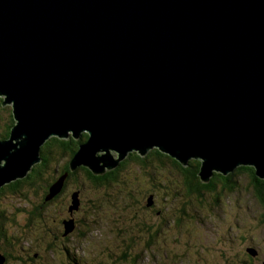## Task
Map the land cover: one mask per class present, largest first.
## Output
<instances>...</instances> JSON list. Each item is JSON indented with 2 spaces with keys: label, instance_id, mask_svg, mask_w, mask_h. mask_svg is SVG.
Returning a JSON list of instances; mask_svg holds the SVG:
<instances>
[{
  "label": "water",
  "instance_id": "95a60500",
  "mask_svg": "<svg viewBox=\"0 0 264 264\" xmlns=\"http://www.w3.org/2000/svg\"><path fill=\"white\" fill-rule=\"evenodd\" d=\"M0 98L16 122L0 189L85 131L72 172L157 149L199 161L203 184L238 167L264 180V0H0Z\"/></svg>",
  "mask_w": 264,
  "mask_h": 264
},
{
  "label": "rangeland",
  "instance_id": "374dc122",
  "mask_svg": "<svg viewBox=\"0 0 264 264\" xmlns=\"http://www.w3.org/2000/svg\"><path fill=\"white\" fill-rule=\"evenodd\" d=\"M6 107H11V105H7ZM1 130L0 127V133ZM84 134H87L86 131ZM69 136H72V132H69ZM104 154L106 152L100 153L99 156ZM110 155L113 156L114 160H118V152L111 150ZM188 166L189 164L186 167ZM130 167L129 165L120 175L121 179H126L128 183L127 187L133 189L132 194H134L135 199L134 207L137 205L139 207L145 205L148 195H154L157 204L156 210L155 212L146 214L151 220L152 233H156L154 228L157 225L156 221L160 215H165L170 219L173 214L178 213L181 216L182 213L183 217L179 216L176 219V222L181 223V229L176 233H172L174 230L171 226H168V235L162 239L166 243L161 246L153 247L150 245L152 241L147 238V232L134 240L133 236L127 234V229L120 226L122 222L127 225L131 220L133 213H135L133 211L134 207L128 210L126 206H123V209L128 211H120L119 214H123L125 217L123 215L116 217L112 213H105L108 207L109 209H113L121 206L113 203L115 197L111 200V193L105 195L106 191H102L103 193H100V191L96 192L92 185L87 184L84 189V196L82 197L85 202L81 215L78 217L77 225L75 226V221H68L67 226L69 227V233L75 228L76 233H78L75 236V242L72 244L75 255L77 253L81 255L83 251L90 252L94 256L98 254L96 259L91 261V264H205L206 262L208 264H248L246 262L247 258L245 255H242V252L247 246H251L258 247L261 251V260H256L253 264L264 263V206L260 205L254 197L253 188H247L249 182L244 176H241L240 180L238 179V185L234 189H226L225 193L220 190V186V189L216 188L215 192L209 193L210 195L204 196L201 199L204 204L208 205L212 202L211 200L213 198L221 194L223 205H225L223 209L210 207L209 211L212 214V218L211 220H207L202 217L199 219L198 215L189 205V202L184 198L177 196L172 198L167 195V192L164 191L165 189L153 187L148 180L146 183H138L132 180V175L139 178L144 174H140L137 171L135 172L138 175L134 173L129 174L128 169ZM151 170L152 167L148 168L147 172ZM166 170L167 173L165 175H172L169 177L172 182L170 189L176 190L173 187L181 179L175 176L170 169L167 168ZM76 171L71 172L75 173ZM78 178L80 184L87 181L82 174ZM242 183L247 185L244 186L245 189L243 190H241ZM71 187L69 185L65 193L58 197L55 204H53L54 202L48 205L43 204L44 208L41 207L42 191L36 193L31 190L32 188H26L24 194L29 199L26 202L20 198L3 194L0 197V211H3L2 213L6 216L7 223L11 225L17 224L21 227L22 225L31 224L27 221L29 215L26 213H32L33 211L37 212L36 215L42 212L44 218L41 220H47L52 224L55 219L51 213L55 210H57L60 216L67 217L66 207L69 204L70 197H68L67 202V196L69 193H72L73 188L71 189ZM76 198H78L77 195ZM74 206H78V203L72 205V210L75 209ZM159 209L164 211L165 214H157V210ZM57 224L58 222L55 220V225ZM44 227L47 228V225H44ZM20 230L25 234L28 233V231H24L23 229ZM48 231L49 229L45 230L47 234ZM45 232H42V238L51 240L49 234L46 235ZM61 234V232L55 231L52 236L54 235L60 238L62 236ZM121 236L126 237L128 240L126 244L123 243ZM58 237L56 240H53L57 249L61 248ZM140 241L147 244H139ZM131 249H137L134 257L129 254ZM41 254L44 256L45 253L42 252Z\"/></svg>",
  "mask_w": 264,
  "mask_h": 264
},
{
  "label": "trees",
  "instance_id": "16d2710c",
  "mask_svg": "<svg viewBox=\"0 0 264 264\" xmlns=\"http://www.w3.org/2000/svg\"><path fill=\"white\" fill-rule=\"evenodd\" d=\"M3 98H0V140H4L9 138L11 129L15 126V118L13 114L12 107H4L2 106ZM88 139V135L84 134L79 140L70 136L69 140L61 139L59 137H52L48 140L45 145L41 148V163L36 164L32 171L23 179L17 180L9 185H6L0 189V197L3 194H8L13 197L20 198L22 200L29 201L26 194H24V190L26 188H32L31 190L35 191L36 193L43 192L42 194V205H48L54 202L60 195H62V191L55 196H53L50 200H47L50 196V189L55 185L63 176L67 175L64 185H71L72 193H69L67 196V202L69 197V204L66 207V214L68 219H65L62 223H60V219L62 216L57 212V210L51 213L54 216L57 225L54 223L50 224L47 220H41L44 218L43 213H39L32 218V222L36 226V229L41 231L40 236H38L39 240L42 242V232H45L46 229H49L48 234L52 239H55L58 236H52L55 231H59L63 233V225H64V233H68V221H75V218L78 221V217L81 215V211L83 209L84 200L82 197L84 196V189L87 184L94 187L96 192L103 193L102 191H106L105 195L111 193L110 199L112 200L115 197V201L113 203L119 204L121 207H115L113 209H106V212L112 213L114 216L119 217V212H125L134 207L135 199L134 194H132L133 189L131 187H127L128 183L126 179H121L120 173L123 172L129 165L133 168L128 169L129 174H136L135 171L139 172L140 174H144L139 178L137 176L132 175V180H135L138 183H146L148 180L153 187L165 189L164 191L167 192V195L174 198V196L182 197L189 202V205L193 208L195 213L200 217L206 218L207 220H211L212 214L209 211V208H224L221 194L217 195L213 198L210 204L206 205L201 201V199L210 195L209 193L215 192L216 188L221 189L222 192L227 190H232L236 185H238V179L240 180L241 176H244L246 180L249 182L247 186L245 183H242L241 190L245 189L244 186H247L249 189L250 187L253 188V195L260 203V205L264 206V180L257 177L256 169L253 167H238L233 173L229 174L228 176H223L222 174H215L209 184H203L199 177L200 171V162L197 160H192L189 162V166L185 167L180 164L177 160L171 158L167 154H163L159 150L155 149L152 150L147 156H141L139 153L133 152L128 155V157L123 161L118 168L108 171L106 174L102 176H96L93 172L85 167H79L75 173L70 171V162L74 155L79 150V146L82 142H85ZM152 170L147 172L148 168ZM137 168V169H136ZM170 169L175 176L179 177V182L175 185L176 190H171L170 186L172 182L170 180V174L165 175L167 173L166 169ZM147 172V173H146ZM82 174L87 181L84 183H79L78 176ZM138 175V174H136ZM174 177V176H173ZM72 183V184H70ZM134 183V182H133ZM45 184V185H43ZM88 185V186H89ZM230 185V189H229ZM96 188V189H95ZM112 189V190H110ZM126 189V190H125ZM111 191V192H110ZM121 193V194H120ZM126 193V195H125ZM226 193V192H225ZM228 193V192H227ZM116 194V195H115ZM74 195H77L79 204L78 206H74L75 209L72 210V205L74 204ZM224 196V194H223ZM121 201V202H120ZM132 201V202H129ZM33 202V201H32ZM132 205H130V204ZM123 206H126L128 210L123 209ZM157 204L155 202V198L153 194H149L146 198V204L139 207L138 205L134 207L133 216L131 220L124 224L121 223V227L127 229V234L131 236L139 237L140 235H144L147 232V238L152 241L150 245L153 247L161 246L166 241L162 239L167 237L168 235V226L174 230L172 233H176L182 227L180 222H176L177 217L180 215L178 213L173 214L171 218L165 217V219H160L159 216L153 234V228L151 227V220L147 217L146 214L152 213L149 210L153 208V212H155ZM92 213V211H91ZM181 213V212H179ZM29 215L27 217V221L30 220L31 214L26 213ZM123 217H125L123 215ZM183 214L181 213V216ZM104 218V216H103ZM102 218V219H103ZM40 220V221H38ZM166 224V226H164ZM47 225V228L44 227ZM28 225H22L21 229H27ZM42 228V229H41ZM138 229V231H137ZM46 235H48L45 232ZM9 239H11V235H8ZM5 233L0 231V242L5 243L7 246H13L11 242L7 240L8 237ZM59 238V237H58ZM12 241V240H11ZM13 242V241H12ZM59 243L61 244V248L55 249L53 248L51 251L58 257L59 255L62 256L60 261L63 263L66 261H71L72 264H77V256L74 254V250L72 247L65 245L62 238H59ZM35 247V244L32 243ZM14 247V246H13ZM126 247V246H125ZM2 250V249H0ZM16 251L20 254L27 255L32 253L30 243L25 242L21 245H18ZM137 249H131L129 254L133 257L136 253ZM88 257H91L90 252H86ZM248 261H252L253 263V255L250 252L245 254ZM205 264H208L206 262Z\"/></svg>",
  "mask_w": 264,
  "mask_h": 264
},
{
  "label": "flooded vegetation",
  "instance_id": "af4514ba",
  "mask_svg": "<svg viewBox=\"0 0 264 264\" xmlns=\"http://www.w3.org/2000/svg\"><path fill=\"white\" fill-rule=\"evenodd\" d=\"M69 138H67L66 140H69ZM69 187L68 185H64V189L62 191L61 194L65 193V190ZM150 212H153V208H151L149 210ZM0 231L2 233H5L7 236L11 235V239H9V236L7 237V240L9 242H11L13 244V246H7L5 243L0 242V260L2 259L3 262L2 264H72L71 261H68L66 263V261H64L63 263L60 261L62 256H58L56 257V255H54V253H52V249H55V243H54V239L51 238L50 239H45L43 238V241L41 242L38 238L41 237L40 236V232L39 230L36 229V226L34 225V223L32 222V218H34V216L36 215V211H33L30 216V220L28 222H30L31 224H26L27 229H23L24 231H28V233H23L20 229L21 227H19L17 224L11 225L7 223V218L6 216L2 213L3 211H0ZM25 212V211H24ZM157 214H165L164 211L162 210H157ZM160 217L162 219H165V215H160ZM65 219H68V217H62L60 219V223H62L64 221V223L66 222ZM77 225V219L75 218V226ZM119 228V227H118ZM63 229V233L61 232V229L59 230V232H61L62 236L60 238L63 239V242L65 245H68L70 247H72L73 242H75L76 239V228L72 230V232L69 233V227L68 229V233H64V225L62 227ZM25 235H30V236H25ZM130 236V235H129ZM134 240H136V236H133ZM121 239L123 241V243H127L128 240L126 239V237L121 236ZM13 242H12V241ZM25 242H29L30 243V247L32 250V253L27 254V255H23L20 254L16 251V249L18 248V245H21ZM32 243L35 244V247L32 245ZM147 244L143 241H140L139 244ZM98 247V246H97ZM253 250L254 254L251 253L254 257H253V263H255V261H260L261 260V251L258 247H251V246H247L245 250H243L242 255L247 254V252H249V250ZM99 250V248H98ZM42 252H44V256L41 254ZM98 255V254H97ZM96 256H94V254L91 253V257L87 256L86 251H83L82 254H78L77 253V264H91V261L93 259H96ZM134 257V256H133ZM124 259H126L124 257ZM247 262V261H246ZM248 264H253L252 261H248ZM264 264V263H263Z\"/></svg>",
  "mask_w": 264,
  "mask_h": 264
}]
</instances>
